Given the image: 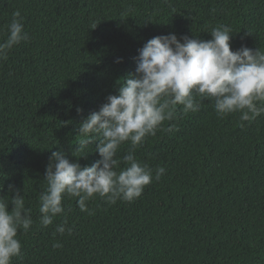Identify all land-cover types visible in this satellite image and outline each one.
Returning <instances> with one entry per match:
<instances>
[{"label": "trees", "instance_id": "trees-1", "mask_svg": "<svg viewBox=\"0 0 264 264\" xmlns=\"http://www.w3.org/2000/svg\"><path fill=\"white\" fill-rule=\"evenodd\" d=\"M17 10L29 39L0 60V197L24 195L33 225L18 231L11 264H264V115L220 118L207 99L196 112L177 106L163 127L178 131L158 130L135 149L166 170L139 198L96 196L89 215L65 195V214L47 227L39 213L51 152L82 167L100 158L97 142L75 151L80 123L118 94L149 39L209 40L226 25L231 50L264 51V0H0V42ZM130 150L125 142L117 158ZM65 219L71 235L55 232Z\"/></svg>", "mask_w": 264, "mask_h": 264}, {"label": "clouds", "instance_id": "clouds-1", "mask_svg": "<svg viewBox=\"0 0 264 264\" xmlns=\"http://www.w3.org/2000/svg\"><path fill=\"white\" fill-rule=\"evenodd\" d=\"M22 21L19 10L15 11L7 39L0 42V60H6L14 46L29 39ZM207 33L209 40L187 36L178 39L172 33L155 36L138 50L135 72L120 83L117 95L107 96L106 103L83 119L78 128L80 140L75 151L84 155L89 144L97 142L94 150L100 158L82 167L61 151L51 152L44 173L47 188L39 196L42 226L51 225L55 216L65 214V195L78 198L77 206L89 215L94 213L86 202L96 196L109 205L139 198L152 182L153 172L158 180L166 170L141 163L134 155L135 149L158 130L178 131L174 125L163 127L165 121L174 118L177 106H182L183 114L196 112L202 100L207 99L213 102L220 118L239 112L240 120L245 122L264 115V51L245 46L231 50L233 34L226 25ZM125 142L131 144V150L117 158ZM122 163L125 167L118 171ZM9 190L15 191L11 186ZM6 197H0V264H11L14 257L21 255L18 231L27 232L33 225L24 195L17 191L11 199ZM66 225L65 219L55 232L63 235L67 231L71 235L72 229ZM52 246L62 247L59 242Z\"/></svg>", "mask_w": 264, "mask_h": 264}]
</instances>
